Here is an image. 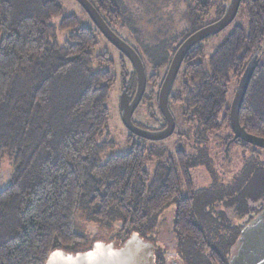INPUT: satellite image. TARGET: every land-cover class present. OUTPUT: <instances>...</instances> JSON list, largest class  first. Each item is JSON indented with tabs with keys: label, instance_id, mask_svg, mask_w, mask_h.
Instances as JSON below:
<instances>
[{
	"label": "trees",
	"instance_id": "obj_1",
	"mask_svg": "<svg viewBox=\"0 0 264 264\" xmlns=\"http://www.w3.org/2000/svg\"><path fill=\"white\" fill-rule=\"evenodd\" d=\"M89 1L121 38L119 29L143 32L146 21L153 28L149 37L163 49H177L215 6L212 0H135L149 11L131 27L124 3L132 0ZM243 4L249 31L236 27L207 60L199 44L176 78L183 82L179 94L169 98V105L183 104L188 125L228 132L226 143L233 138L231 83L238 84L264 40V0ZM226 7L224 0L219 17ZM62 10L55 0H0V264H46L55 251H88L98 242L97 230L109 238L99 241L115 247L132 235L151 242L155 264H230L244 226L264 212V187L258 199L247 198L255 177L248 174L231 195L210 196L204 210L209 222L199 223L187 154L178 151L175 159L159 163L152 179L145 170L147 149L138 143L103 164L102 155L114 145L106 131L115 78L101 70L105 57L93 58L95 32L103 36L94 24L81 28L75 16L63 18L59 28L51 24ZM75 27L77 33L60 44L58 30ZM158 68L153 64L147 75L142 102L159 96ZM136 85L133 71L131 95ZM239 120L248 134L264 139L262 60L255 64ZM169 212L172 228L160 230L167 243L160 245L155 233Z\"/></svg>",
	"mask_w": 264,
	"mask_h": 264
},
{
	"label": "rangeland",
	"instance_id": "obj_2",
	"mask_svg": "<svg viewBox=\"0 0 264 264\" xmlns=\"http://www.w3.org/2000/svg\"><path fill=\"white\" fill-rule=\"evenodd\" d=\"M62 7V13L55 16L51 20V24L59 28L63 18L75 16L79 20V27L92 28L94 25L87 13L75 0H55ZM215 6L210 11L209 15L203 19L205 23L216 18H221L217 14L220 10V4L224 0H212ZM123 4V3H121ZM127 11H129L130 23L128 26L134 27L138 24L136 21L148 9L141 6L140 1L132 0V2L124 3ZM141 16V17H139ZM149 19V18H148ZM147 19V20H148ZM151 19V18H150ZM143 21V19H140ZM146 20V19H145ZM142 23V22H141ZM140 23V24H141ZM143 32L137 30H129L127 27L119 29L122 38L136 48L143 57L147 75L150 77L153 74V64H159V68L155 73L161 77H165L168 66L165 64L167 52L169 49H163V46H157L159 40H153L149 37V32L153 30L146 21H143ZM236 27H242L248 30V16L245 5L239 9L238 15L232 24L223 32L219 33L210 39L203 41L205 46V60H207L217 48L223 44L225 39L233 32ZM152 29V30H151ZM135 34H133L134 32ZM77 33V27L66 30H58V40L60 44L68 41L70 36ZM98 46L92 50L93 58L105 57L108 62L101 64V70L109 72L115 81L110 91L108 102L109 123L107 134L109 140L114 144L113 148L108 149L102 155V163H106L109 159L127 155L131 151V142L143 145L146 152L145 170L153 178L156 167L159 163L167 161L169 158L175 159L176 153L182 151L190 156L191 164V179L194 190L197 191L196 199V220L200 223L209 222L204 216V210L208 206L210 196L223 193L231 195L232 188L242 186L243 181L248 179V174L254 175V179L249 184L245 196L251 199H258L261 196V189L264 187V174H261V162H264V153L261 154V148L255 146L244 147V143H232L227 148L226 137L229 133L222 132H202L195 126L188 125L183 117L184 107L182 103L174 104L170 102V111L176 123L175 133L166 140L154 142L148 140H140L132 135L124 126L121 107V99L123 92L129 86H132V78L134 68L130 61L124 57L120 51L114 48L103 36L95 32ZM155 42V43H154ZM96 64V63H95ZM181 77L174 83L171 97L177 96L182 84ZM237 85L231 83L229 101L232 103ZM149 90V88H148ZM130 94V93H129ZM132 97L133 95L130 94ZM165 119L160 111L158 98L154 101L144 100L133 115V122L139 128L151 133H158L164 125ZM4 184V181H3ZM2 182L1 185L3 186ZM239 184V185H238ZM187 196V191L182 188V197ZM95 240H103L109 242L108 236L97 230ZM106 239V240H104ZM230 237L226 240L228 241ZM199 264H207L201 261ZM210 264V263H209Z\"/></svg>",
	"mask_w": 264,
	"mask_h": 264
},
{
	"label": "water",
	"instance_id": "obj_3",
	"mask_svg": "<svg viewBox=\"0 0 264 264\" xmlns=\"http://www.w3.org/2000/svg\"><path fill=\"white\" fill-rule=\"evenodd\" d=\"M75 1L87 13L103 37L132 64L137 85L134 97L130 96L127 88L123 92L121 99L123 124L132 135L154 142L166 140L175 132L176 123L169 108V97L185 57L197 44L229 27L235 20L242 2V0H227L226 11L218 21L191 34L178 48L158 96L159 108L167 127L158 133H151L139 128L133 122V115L141 104L147 88V74L141 57L131 45L107 25L89 0ZM257 58L258 53H255L237 85L230 107V126L233 138L227 143V148L240 140L264 150V139L248 134L240 126L239 120L240 110L254 74ZM46 264H155L154 245L139 235H132L121 247H115L114 243L98 241L90 250L77 254L55 251L49 256ZM230 264H264V212L242 231L239 246L231 257Z\"/></svg>",
	"mask_w": 264,
	"mask_h": 264
},
{
	"label": "flooded vegetation",
	"instance_id": "obj_4",
	"mask_svg": "<svg viewBox=\"0 0 264 264\" xmlns=\"http://www.w3.org/2000/svg\"><path fill=\"white\" fill-rule=\"evenodd\" d=\"M242 3V2H241ZM244 5V4H243ZM240 7H241V5H240ZM240 9V8H239ZM239 12V11H238ZM238 15V14H237ZM248 16V15H247ZM237 17V16H236ZM220 18H216V19H213L212 21H209V22H207V23H205L204 21H199V20H197L196 21V23L195 22H193V23H195L194 24V30H192L190 33H189V35L184 39V41L191 35V34H193V33H195L196 31H198V30H200V29H202V28H204V27H206V26H209V25H211V24H213L214 22H216V21H218ZM248 26H249V20H248ZM244 29V28H243ZM246 32H248L249 31V27H248V30H246V29H244ZM218 35V34H217ZM216 36V35H215ZM214 37V36H213ZM208 39H210V37L208 38ZM208 39H206V40H208ZM206 40H204V41H206ZM183 41V42H184ZM182 42V43H183ZM203 42V41H202ZM202 42H200L199 44H201ZM181 43V44H182ZM181 44H180V46H181ZM199 44H197L194 48H192L191 49V51L187 54V56L185 57V59H184V61H183V64H182V66H181V69H180V71L182 70V68L184 67V65H186V62L190 59V53L191 52H193L195 49H197V46L199 45ZM179 46V47H180ZM179 47H177V49H169V51L170 52H167V58H166V60H165V64L168 66V69H169V67H170V64H171V62H172V59H173V57H174V55H175V53L177 52V50H178V48ZM261 50L260 51H257L256 53H258V58H257V61H260V60H262L263 61V64H264V40H263V42L261 43V48H260ZM136 50V52L139 54V56L141 57V59H142V61L144 60L143 59V57H142V55L140 54V52H138V50L137 49H135ZM122 54V53H121ZM125 57V56H124ZM143 63H144V61H143ZM257 63V62H256ZM179 71V72H180ZM167 74V73H166ZM179 75V74H178ZM166 76V75H165ZM164 79H165V77L163 78V81H164ZM163 81H162V83H163ZM240 81V80H239ZM239 83V82H238ZM162 85V84H161ZM238 85V84H237ZM134 95H135V93L133 94V96L132 97H134ZM170 98V97H169ZM143 99H145V98H143ZM170 106V105H169ZM170 108V107H169ZM165 123H164V125L162 126V128L160 129L161 131L162 130H164L166 127H167V123H166V121H164ZM175 133V132H174ZM237 141H240V140H237ZM243 142V141H242ZM244 143V142H243ZM226 212H228V211H226ZM261 214V209H258V212H257V215H256V217L258 216V215H260ZM245 220V219H244ZM244 220H242V218L240 219V225H241V223L243 222L244 223ZM172 223H173V215H172V212H169V213H167V214H165V215H163L161 218H160V220H159V230L155 233L156 234V237H158V239L157 240H155V241H160L161 243H160V245L161 244H167V243H165V241H164V236H163V234H161L160 233V230H162V231H164V232H166L167 233V230L168 229H170L171 230V228H172ZM235 224H237V223H235ZM247 225H248V223L244 226V228L245 227H247Z\"/></svg>",
	"mask_w": 264,
	"mask_h": 264
}]
</instances>
